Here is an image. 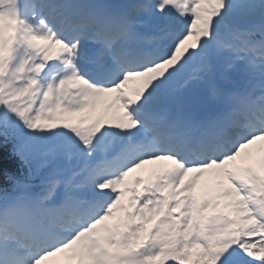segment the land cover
Returning <instances> with one entry per match:
<instances>
[{
    "label": "snow or ice",
    "instance_id": "obj_1",
    "mask_svg": "<svg viewBox=\"0 0 264 264\" xmlns=\"http://www.w3.org/2000/svg\"><path fill=\"white\" fill-rule=\"evenodd\" d=\"M0 264H264V0H0Z\"/></svg>",
    "mask_w": 264,
    "mask_h": 264
},
{
    "label": "bare ground",
    "instance_id": "obj_2",
    "mask_svg": "<svg viewBox=\"0 0 264 264\" xmlns=\"http://www.w3.org/2000/svg\"><path fill=\"white\" fill-rule=\"evenodd\" d=\"M152 168V165H146L143 169H145V170H150ZM143 169H141V170H138L139 172H141V171H143Z\"/></svg>",
    "mask_w": 264,
    "mask_h": 264
},
{
    "label": "rangeland",
    "instance_id": "obj_3",
    "mask_svg": "<svg viewBox=\"0 0 264 264\" xmlns=\"http://www.w3.org/2000/svg\"><path fill=\"white\" fill-rule=\"evenodd\" d=\"M253 153H254V155H256V156H258V155H259V153H258V152H256V150H255V147H253Z\"/></svg>",
    "mask_w": 264,
    "mask_h": 264
}]
</instances>
